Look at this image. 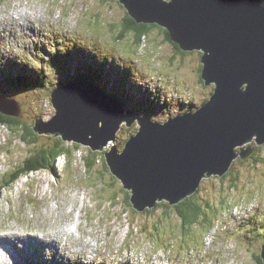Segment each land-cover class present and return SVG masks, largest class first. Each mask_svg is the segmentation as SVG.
<instances>
[{
	"label": "rangeland",
	"instance_id": "obj_1",
	"mask_svg": "<svg viewBox=\"0 0 264 264\" xmlns=\"http://www.w3.org/2000/svg\"><path fill=\"white\" fill-rule=\"evenodd\" d=\"M121 17V8L100 0H0L2 95L18 100L19 117L29 125L36 118L50 119L54 109L49 92L58 82L75 80L82 56L127 74L139 100L126 102L125 110L161 122L202 105L213 85L200 81L201 52L177 53L155 28L139 42L131 33L115 40L118 27L110 23ZM18 70L34 76L36 86L10 91L5 76L12 71L16 76ZM39 135L32 147L0 126V182L30 152L55 137ZM112 145L109 141L98 157ZM259 147L255 155L236 158L225 176L202 179L193 193L202 208L192 214L191 219L197 215L195 221L182 225L175 203L162 200L154 210L135 209L102 158L88 169L83 160L88 147L73 146L70 155L56 159L53 171L21 176L1 190L0 252L14 253L6 264H26L40 256L64 261L261 264L254 258L264 243V146ZM205 200L211 206H204ZM71 223L78 224V232L63 230ZM10 242L24 255H17Z\"/></svg>",
	"mask_w": 264,
	"mask_h": 264
},
{
	"label": "water",
	"instance_id": "obj_2",
	"mask_svg": "<svg viewBox=\"0 0 264 264\" xmlns=\"http://www.w3.org/2000/svg\"><path fill=\"white\" fill-rule=\"evenodd\" d=\"M118 1L136 22L164 28L180 50L202 51L200 78L205 85L214 83L209 97L194 110L154 121L125 110L119 100H139L129 78L82 56L78 73L89 67L91 72L98 70V82L111 94L84 78L60 84L50 92L54 114L47 121L36 118L33 130L92 151H102L112 141L104 152L105 163L130 192L135 209H151L162 200L177 204L192 195L202 179L222 177L236 158L249 157L254 150L251 142L264 144V4L261 0ZM20 112L16 99L0 95L1 114L17 117ZM259 256L264 263V243ZM26 264L155 263L43 258Z\"/></svg>",
	"mask_w": 264,
	"mask_h": 264
},
{
	"label": "trees",
	"instance_id": "obj_3",
	"mask_svg": "<svg viewBox=\"0 0 264 264\" xmlns=\"http://www.w3.org/2000/svg\"><path fill=\"white\" fill-rule=\"evenodd\" d=\"M101 3L106 4V3H114L117 5L119 8L122 9V14L123 17H121L120 22H114L110 23L111 27L113 28V24L118 27V30H116L115 40H119L123 38L127 33H131L132 37H134L136 42H139L141 38H143V35H146L149 32V29L153 28H159L162 29L160 26H150L146 25L144 23L136 22L133 18H131L127 13L126 10L123 8V6L119 3L118 0H100ZM117 23V24H116ZM152 24V23H151ZM157 25V24H156ZM163 30V29H162ZM166 35V39H168L169 42L172 43V45L175 48V51L177 53H182L185 54L188 51H183L180 50L178 45L171 40H169L168 34L166 31H163ZM150 34V33H148ZM104 63L100 65V68H102ZM108 66V65H106ZM91 69V67H90ZM90 69H87L86 73L80 72L78 75L75 76V80H79L81 78L87 79L95 84L97 86H100L103 90L106 92L107 89L102 87L100 82H98V78L96 75H99L98 70L92 69V72ZM22 71V70H20ZM123 76V75H122ZM8 79V89L12 91L14 88H29L36 86V80L33 77V79L30 77V75L27 73H22L19 72L14 76L13 71L11 76L7 75L5 76ZM125 80L128 79L127 74H125ZM129 80V79H128ZM126 83V81H125ZM2 84H4L3 80H0V94H2L3 87ZM119 88L123 90L125 88L124 85H121V81L119 84ZM110 93V92H108ZM111 94V93H110ZM116 96V95H115ZM122 104L124 105L125 103L122 101V99H119ZM19 103V102H18ZM0 126H3L10 131H12L14 134L19 135L18 137L21 139L22 142L25 144H28L29 146H34L36 145L38 141V134L34 132L33 130V123L32 124H27L21 117H11L7 116L4 114L0 113ZM264 145V144H262ZM260 145V146H262ZM71 147L72 146H67L61 139L60 137H55L53 138L52 143H47L46 145L40 146L39 148H36L34 152H30L29 155H27L23 161L17 164V168L14 169V171L7 176H5L4 180L0 182V192L2 189L7 188L8 186L12 185L14 182H16L21 176L24 175H29L32 172L39 171V170H46V171H53L54 169V164L57 156L59 155H70L71 154ZM123 147V146H122ZM254 147V146H253ZM260 148L259 146L255 145V149ZM77 149V148H76ZM122 149V148H121ZM255 151V150H254ZM255 155V153H252ZM98 151H92L91 149H87V152L83 158L85 166L88 169H92L95 165V163L98 160H103L104 162V167L107 168L108 166L106 165L104 161V157H98ZM109 169V167H108ZM110 171V170H109ZM231 170H229L228 173H230ZM225 176V175H224ZM224 179V178H223ZM123 187V186H122ZM130 193L127 191V196L129 198ZM195 194H192L188 196L187 198L183 199L180 201L178 204H174V207L181 219L182 225L184 224H191L193 221H195L197 215L191 219V216L193 213L198 212L201 210V203L197 201V199L194 200ZM162 202H157L155 206L151 209L146 208V211H151L156 209L157 206L161 205ZM211 206V203H209L208 200H205L204 206ZM203 215H206L205 210L203 209ZM210 221V219L208 220ZM183 233V231H182ZM262 238L264 239V234L262 235ZM255 259L259 261V263L264 264L261 257L259 255L254 256Z\"/></svg>",
	"mask_w": 264,
	"mask_h": 264
},
{
	"label": "bare ground",
	"instance_id": "obj_4",
	"mask_svg": "<svg viewBox=\"0 0 264 264\" xmlns=\"http://www.w3.org/2000/svg\"><path fill=\"white\" fill-rule=\"evenodd\" d=\"M26 16L28 15V14H25ZM37 17V16H36ZM38 17H40L41 18V15L40 16H38ZM34 20V19H33ZM49 20V19H48ZM49 22V21H48ZM52 27V26H51ZM35 30V29H34ZM64 36V35H63ZM70 36V35H69ZM65 37V36H64ZM68 37V36H67ZM4 41V40H3ZM66 41V40H65ZM33 42H35V39L33 40ZM73 42V41H72ZM10 44V43H9ZM40 44V43H39ZM38 44V45H39ZM12 45V44H11ZM37 46V45H36ZM75 46H77V45H75ZM73 47V46H72ZM77 50V49H76ZM81 50V49H80ZM194 50H197V51H200V52H202L201 50H198V49H194ZM193 51V50H192ZM75 52V51H74ZM25 55V54H24ZM82 55V54H81ZM27 57V56H26ZM28 58V57H27ZM211 85H213V87H214V83H210ZM210 84H207V85H210ZM63 230L66 232V233H68V232H71V233H74L73 231H72V229L71 228H65V227H63ZM10 245L14 248V250H15V253L17 254V255H24V254H22L20 251H19V249L18 248H16L15 247V245L12 243V242H10ZM64 246H65V244H64ZM88 246V245H87ZM14 253L12 252V251H6V252H0V264H6V263H9L10 261H12L13 260V258H14Z\"/></svg>",
	"mask_w": 264,
	"mask_h": 264
},
{
	"label": "flooded vegetation",
	"instance_id": "obj_5",
	"mask_svg": "<svg viewBox=\"0 0 264 264\" xmlns=\"http://www.w3.org/2000/svg\"><path fill=\"white\" fill-rule=\"evenodd\" d=\"M127 13V12H126ZM144 24H146V25H150V26H158V25H156L155 23H144ZM155 29H157V31H159V33L161 34V36L160 37H162V39L164 40V41H166V42H168V43H170V44H172L171 42H169L168 41V39H166V35H165V33L163 32V31H165V29L164 28H162V29H159V28H155ZM148 34V33H147ZM200 75V74H199ZM200 81H201V79H200ZM202 82V81H201ZM209 97V96H208ZM207 97V98H208ZM205 101V100H204ZM262 146H264V145H262ZM261 146V147H262ZM256 150V149H255Z\"/></svg>",
	"mask_w": 264,
	"mask_h": 264
}]
</instances>
